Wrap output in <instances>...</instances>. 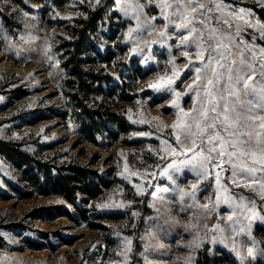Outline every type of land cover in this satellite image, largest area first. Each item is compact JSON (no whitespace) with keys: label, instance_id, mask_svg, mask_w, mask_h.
Wrapping results in <instances>:
<instances>
[{"label":"rangeland","instance_id":"1","mask_svg":"<svg viewBox=\"0 0 264 264\" xmlns=\"http://www.w3.org/2000/svg\"><path fill=\"white\" fill-rule=\"evenodd\" d=\"M161 2L148 4L145 0L143 9L137 8L141 27L130 39L128 30L136 28L137 21L113 10L114 0H0V143L17 146L36 160L53 159L58 167L73 161L90 163L93 169L107 171L112 183L83 206L84 218L74 216L73 222L59 216L42 222L33 219L36 210L68 207L67 203L53 195L18 201L7 182L23 187L20 174L0 155V264H242L241 256L243 264H264V255L247 254V246L253 242L257 249L264 248V187L247 182L251 178L264 180V171L243 173L245 179H240L245 162L256 169L261 164H251L252 156H238L232 158L234 169L227 156H219V149L208 152V144L201 142L202 133L195 127L204 119L200 113L212 103L223 106L226 101L233 106L227 91L221 92L222 87L227 88L229 73L224 71L217 84L211 69L219 74L220 67L197 62L195 45L187 49L194 62L190 65L184 49L175 46V28L170 29L172 37L157 35L167 23L160 17L157 5ZM221 2L223 8L213 13L222 17L214 21L215 27L238 35L244 42L237 47L233 40L231 48L221 47V62L232 68L233 79L241 68L252 74L247 68L252 63L255 79L249 83L259 91L257 81L264 83L260 74L264 19L255 9L264 14V0ZM103 7H107V22L98 24L94 39L111 55L103 62L86 50L85 57L91 63L84 69L118 78L117 87L110 85L109 96L89 98L92 109H100L117 133L113 142L106 132L97 134L107 149L89 143L72 121L65 95L67 76L61 68L64 59L57 49L69 39L66 27L85 19L87 11ZM153 16L160 18L153 20ZM197 27L203 25L197 23ZM204 36L206 44L215 43L207 29ZM244 48L248 51L241 56ZM196 67H201L198 80ZM208 80L213 83L208 84ZM189 85H193L192 90ZM221 94L225 100L219 99ZM236 107L239 111L229 113L230 121L246 134L243 139L249 143L242 147L255 153L259 161L264 156V128L260 127L264 121L248 119V104ZM257 111L252 109V114ZM121 128L128 131L119 132ZM224 137L241 138L227 132ZM43 144L52 149L41 152ZM240 147L234 150L239 152ZM172 148L179 151L173 154ZM187 148H194L195 155ZM201 149L214 161L223 159L222 168L209 166ZM169 164L173 167L168 174L174 180L159 175ZM157 187H168L169 191L157 194ZM182 193H188L183 200ZM157 195L165 199L159 200ZM17 225L22 229H16ZM91 225L99 229H91ZM249 225L250 234L241 231ZM30 243L40 246L32 248Z\"/></svg>","mask_w":264,"mask_h":264},{"label":"trees","instance_id":"2","mask_svg":"<svg viewBox=\"0 0 264 264\" xmlns=\"http://www.w3.org/2000/svg\"><path fill=\"white\" fill-rule=\"evenodd\" d=\"M257 14L264 19V14L259 9H255ZM107 7L96 11H87L85 19L76 21L73 25L65 28L69 39L57 47L61 52L64 62L61 68L67 76L64 82L68 107L71 110L72 121L78 125L79 133L87 136V141L94 146L103 147L97 138L101 131L106 132L111 142L117 140V133L110 127L107 118L101 115V110L90 106V97L105 95L112 92L110 85L118 86V78L102 77L85 70V66L91 63L85 51L90 49L93 56L103 62L110 58L111 53L101 50L94 39L98 24L106 23ZM112 37H109L111 39ZM130 67H127L129 74ZM140 71V69H138ZM131 74V73H130ZM146 73H143L144 76ZM127 129L121 128L119 132L126 133ZM112 136V137H110ZM41 152L52 149L50 145H40ZM0 155L5 158L10 165L18 170L23 187L7 182V185L15 195V198L22 202L32 198H45L48 196H58L63 199L68 207H49L38 209L34 212L33 219L48 222L56 217H65L75 222L74 216L84 218L83 206L90 201L96 200L102 191L108 189L112 184L108 179L107 171L93 169L90 163L84 165L81 162L65 163L58 167L53 161H40L32 156L23 153L17 146L0 143ZM102 217H97V219ZM16 229L22 227L17 225ZM91 229H99L98 225H91ZM15 229V230H16ZM13 231V230H12ZM264 234V233H263ZM61 239V238H60ZM33 247L40 246L30 243Z\"/></svg>","mask_w":264,"mask_h":264},{"label":"snow or ice","instance_id":"3","mask_svg":"<svg viewBox=\"0 0 264 264\" xmlns=\"http://www.w3.org/2000/svg\"><path fill=\"white\" fill-rule=\"evenodd\" d=\"M97 3L100 0H96ZM145 0H114L113 10L123 12V14L130 19L137 21V27H130L128 30V36L130 39H133L132 34L134 32L140 31V15L137 12V8L140 10L143 9ZM148 4L153 3V0H147ZM160 8V17L167 21L164 25L163 31L157 33L160 37H172L174 34L170 29L175 28L177 33L175 35V39L178 43L175 45L181 49H184L183 55L189 58V64L194 63L190 58V52L187 49H191L193 45L197 49L195 55L197 57V62L203 64L205 67H210L213 64H216L222 70L221 73L217 74L216 69L212 68L213 74L216 76V83H220V76L224 71L229 73L228 75V84L227 88H221V92L227 91L228 98L233 99V106L230 108L229 104L225 101L223 106H221L218 102L212 103L210 108H206V110L202 111L200 115L204 118L202 121H198L195 125L197 131L202 133V143L206 142L208 144V152L213 153L219 149V156L221 158L227 156L229 158V163L232 164V167L235 169L236 164L232 160L233 157L238 156H252L250 163L251 164H261L260 169L252 168L250 165L245 162L244 166L241 169L242 175L240 179H245L243 173H254L256 171H264V156H261L260 160H256L255 153H250L246 148L242 147L245 144H248V140H244L243 137L246 135L243 132H239L238 127L234 128L232 122L230 121V112H237L238 108L236 105L248 104L249 107V115L248 119L255 122L256 120L264 121V83L257 81L260 83V89L257 91L255 84L250 85V81H254L255 79V69L253 68L252 63L247 64V68L252 69V74H249L241 68L237 71L235 79L232 76V68L226 66L221 61L224 58V54L219 52L221 47L231 48V41L235 40L237 47H240L244 42L239 38V36H234L230 31H225L224 29H217L214 25V21L217 19H221L220 16H214V12H219L223 8V3L221 0H162L161 3L157 5ZM160 17L153 16L152 19L156 20ZM225 23L228 21L225 19ZM197 23L203 25V27L198 28ZM250 26V25H249ZM151 27V26H149ZM239 25H237V28ZM207 29L211 38L215 41L214 44H206L204 30ZM148 35L151 36L152 32L149 31ZM261 36L264 37V30L261 31ZM140 41H137V44ZM152 43H157V41L153 40ZM163 43V40L160 41ZM169 47H172L171 45ZM144 51L143 49L141 50ZM248 51L247 48H244L240 53L243 56V52ZM207 53V55H205ZM215 53V54H214ZM256 53L253 51L252 56L255 57ZM51 59V57H49ZM147 59V57H145ZM174 63V61H171ZM235 63V61H233ZM244 61L242 60V64ZM195 72L197 73V80L200 79L199 74L201 72V67H196ZM260 74L264 75V64H260ZM173 76H176L177 73L173 72ZM170 83H174V80H170ZM208 84H212V80L207 81ZM155 87V85H153ZM193 89V85H189V90ZM199 95V92L196 93ZM177 95H180L177 93ZM207 95V92H206ZM220 100H225V96L221 94ZM252 109H258L257 112L252 114ZM211 118V119H209ZM176 125H173L175 128ZM261 128H264V123L260 124ZM211 129V132H209ZM227 132L229 136L236 137L237 134L241 137L240 139H231L226 140L224 137V133ZM250 137L251 133H247ZM261 135L257 133V136ZM176 139L180 142V136L177 135ZM166 143V141H165ZM259 144L260 141L257 140ZM192 144L196 145L195 140H192ZM237 146L240 147V151L237 152L234 149ZM171 147V146H170ZM198 147V146H197ZM188 152H193L195 155L194 148H187ZM173 154L179 151L176 148H172ZM182 155L184 153H181ZM201 154L203 155V150L201 149ZM203 159L207 162V164L211 167L222 168L224 160L214 161L211 156L203 155ZM189 161H182V163H188ZM173 165H166L165 168L159 173V175H168L169 180H174V177L169 175V169L172 168ZM179 169H177L178 171ZM155 175V174H154ZM235 176L236 173L233 172ZM220 182L219 173H217V183ZM233 183H237V180H233ZM247 182L249 184L259 183L261 187H264V180H257L255 178L248 179ZM195 187V185H193ZM158 193H167L169 191L168 187H157L156 189ZM188 195V193H182L180 199L183 200L184 196ZM159 200H164L165 197L161 195H157ZM207 209V205L203 206ZM232 219V216L229 215V220ZM235 232V229H233ZM241 231H249L250 234V225L248 230L242 229ZM0 235H3L0 233ZM247 246V245H246ZM236 251L235 248H233ZM247 254L249 257H255L257 254L264 255V248L257 249L255 242L251 246H247ZM241 261L243 264L244 257L241 256Z\"/></svg>","mask_w":264,"mask_h":264},{"label":"bare ground","instance_id":"4","mask_svg":"<svg viewBox=\"0 0 264 264\" xmlns=\"http://www.w3.org/2000/svg\"><path fill=\"white\" fill-rule=\"evenodd\" d=\"M38 66V65H37ZM37 69H38V67H37Z\"/></svg>","mask_w":264,"mask_h":264}]
</instances>
